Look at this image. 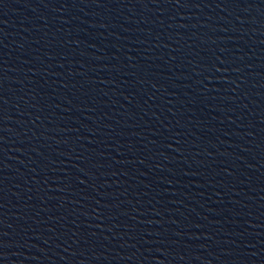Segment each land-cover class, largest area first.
Segmentation results:
<instances>
[{
    "label": "water",
    "instance_id": "1",
    "mask_svg": "<svg viewBox=\"0 0 264 264\" xmlns=\"http://www.w3.org/2000/svg\"><path fill=\"white\" fill-rule=\"evenodd\" d=\"M0 264H264V0H0Z\"/></svg>",
    "mask_w": 264,
    "mask_h": 264
}]
</instances>
